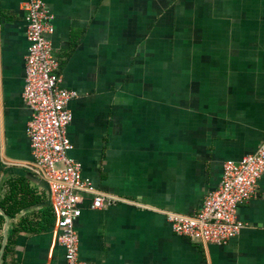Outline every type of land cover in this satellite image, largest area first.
Segmentation results:
<instances>
[{
	"label": "crops",
	"instance_id": "0c3cea01",
	"mask_svg": "<svg viewBox=\"0 0 264 264\" xmlns=\"http://www.w3.org/2000/svg\"><path fill=\"white\" fill-rule=\"evenodd\" d=\"M45 1L63 87L78 93L69 102L71 155L111 197L94 209L93 195L82 193L80 258L264 264V173L239 206L244 227L224 244L180 236L167 218L198 214L224 163L264 141V0ZM23 2L0 0V197L27 204L9 217V237L15 234L6 261L66 264L51 185L34 167L27 135ZM168 45L177 54L164 59L157 47ZM11 181L23 184L19 193Z\"/></svg>",
	"mask_w": 264,
	"mask_h": 264
},
{
	"label": "built area",
	"instance_id": "2783aa9c",
	"mask_svg": "<svg viewBox=\"0 0 264 264\" xmlns=\"http://www.w3.org/2000/svg\"><path fill=\"white\" fill-rule=\"evenodd\" d=\"M30 46L25 57L23 100L32 112L27 126L34 167L48 179L58 218V241L66 252V264H89L79 255V235L75 221L81 216L82 193L93 195L92 208L100 209L111 197L97 191L84 176L82 163L69 155L74 143L69 125L74 115L69 102L77 91L63 87L59 61L49 36L54 33V18L45 0H24ZM264 173V141L257 151L240 161L224 163L217 190L211 192L200 212L194 216L167 212L174 231L180 236L224 244L235 238L244 224L238 220L241 204L257 193Z\"/></svg>",
	"mask_w": 264,
	"mask_h": 264
},
{
	"label": "trees",
	"instance_id": "16d2710c",
	"mask_svg": "<svg viewBox=\"0 0 264 264\" xmlns=\"http://www.w3.org/2000/svg\"><path fill=\"white\" fill-rule=\"evenodd\" d=\"M58 61H59V72L58 73H60L61 63H60L59 59H58ZM21 181H22V183H25L24 180H21ZM15 182L16 181L9 182V186H11V188L13 187L12 188L13 193H14L13 189L17 191L16 193H19V191H21V186L23 184L18 183V182L15 183ZM8 196H6L4 199H2L0 197V205L6 211V213L9 215L10 218L15 219L17 217L18 213H20L23 210V208L26 207L27 204H23L22 202H15L13 200V198H11L10 196L8 197ZM5 223H6L5 217L2 214H0V249H1V245H2V239H4L3 230H4ZM13 234H15V231H13L11 233L10 237L8 238V242H7L5 252L3 255V263L2 264H8V262L6 261V258H7L9 251H10V244L12 242Z\"/></svg>",
	"mask_w": 264,
	"mask_h": 264
},
{
	"label": "water",
	"instance_id": "95a60500",
	"mask_svg": "<svg viewBox=\"0 0 264 264\" xmlns=\"http://www.w3.org/2000/svg\"><path fill=\"white\" fill-rule=\"evenodd\" d=\"M0 213L5 217L6 219V225H5V231H4V239L2 240V245L0 249V264L3 259V255L5 252V248L8 242V237H9V228H10V218L7 215V213L3 210V208L0 206Z\"/></svg>",
	"mask_w": 264,
	"mask_h": 264
},
{
	"label": "rangeland",
	"instance_id": "374dc122",
	"mask_svg": "<svg viewBox=\"0 0 264 264\" xmlns=\"http://www.w3.org/2000/svg\"><path fill=\"white\" fill-rule=\"evenodd\" d=\"M181 48V47H180ZM159 49H160V51H159ZM182 50L184 49V48H181ZM157 50H158V53H159V56H161V54H162V56L164 57V59H166V58H168L169 56H166V54H164V52H167V54H169V53H176L177 54V48H171L169 45L168 46H158L157 47ZM179 51H180V49H179ZM185 51V50H184ZM183 51V52H184ZM167 66L168 64H164V66ZM178 65H181V63L180 62H178ZM162 66H163V64H162ZM176 67H178V66H176ZM164 76L165 77H169L170 76V74L169 73H166V72H164ZM167 83H168V85H172V83L170 82V80H168L167 81ZM164 87H166V86H164ZM69 155H71V151L69 152ZM72 156V155H71Z\"/></svg>",
	"mask_w": 264,
	"mask_h": 264
}]
</instances>
